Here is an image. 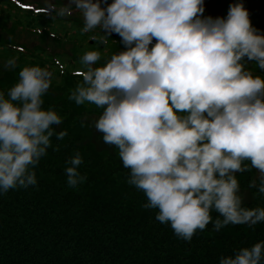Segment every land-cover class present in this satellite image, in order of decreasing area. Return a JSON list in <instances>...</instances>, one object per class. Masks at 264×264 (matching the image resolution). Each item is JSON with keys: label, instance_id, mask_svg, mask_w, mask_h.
<instances>
[{"label": "clouds", "instance_id": "1", "mask_svg": "<svg viewBox=\"0 0 264 264\" xmlns=\"http://www.w3.org/2000/svg\"><path fill=\"white\" fill-rule=\"evenodd\" d=\"M45 3L53 19L71 16L74 5L81 32L95 33L90 38L105 49L112 34L120 37L123 48L108 56L84 51L68 99L100 111L94 128L117 150L144 208L186 242L210 223L219 231L264 222V206H244L237 178L255 169L248 187L264 196V75L249 67L264 73V34L243 3L215 18L203 15L204 0ZM16 67L15 57L4 64ZM52 79L48 67L24 66L0 91V195L37 185L51 138L68 134L55 131L63 122L55 107H44ZM83 163L79 152L66 161L69 188L86 179ZM219 264H264V241L222 255Z\"/></svg>", "mask_w": 264, "mask_h": 264}, {"label": "trees", "instance_id": "2", "mask_svg": "<svg viewBox=\"0 0 264 264\" xmlns=\"http://www.w3.org/2000/svg\"><path fill=\"white\" fill-rule=\"evenodd\" d=\"M236 2L245 5L251 25L264 34V0H208L203 15L226 17L229 5ZM51 3L65 5L63 0ZM46 7L38 0H0V91L17 82L22 67H48L53 79L44 107L54 106L62 117L55 131L68 133L62 141L51 138L53 147L36 168L37 185L0 195V264H219L222 255L264 241L260 222L229 224L219 231L210 223L186 242L170 224L156 220V210L144 208L146 198L127 184L128 170L117 150L104 144L94 128L93 118L100 111L68 99L69 90L81 79L74 71L84 51L100 48L108 56L119 50L120 37L112 34L105 49L90 38L95 33L81 32L82 19L73 14L53 19L54 13L41 11ZM63 22L76 27L54 29ZM28 36H39L42 43L34 44ZM13 57L17 67L5 69ZM249 67L264 75L254 65ZM76 152L83 157L78 171L86 179L69 188L64 169ZM258 175L255 169L237 173L244 206H264V196L248 187ZM212 215L215 219L217 214Z\"/></svg>", "mask_w": 264, "mask_h": 264}, {"label": "rangeland", "instance_id": "3", "mask_svg": "<svg viewBox=\"0 0 264 264\" xmlns=\"http://www.w3.org/2000/svg\"><path fill=\"white\" fill-rule=\"evenodd\" d=\"M26 1H28V2H30V1H32V0H26ZM33 1H36V0H33ZM38 1H43V2H45V0H38ZM53 0H50V2H52ZM64 1V4H67L68 3V0H63ZM108 2L109 3H111V0H108ZM102 6H104V5H102ZM210 5L208 4V0H204V9H207L208 7H209ZM244 6V8L246 9V7H245V5H243ZM73 15H76L79 19H82V16L80 15V13H75L74 11H73ZM68 24H73V23H71V22H63L62 24H59L60 25V27L59 28H54V29H56L58 32H61L63 29H64V27L66 26V25H68ZM74 25V24H73ZM74 27H76L75 25H74ZM113 36H116V34H113ZM29 38H30V40H33V41H30V40H28V42L30 41V42H32V43H38L39 42V44L40 43H42V41H41V39H40V37L39 36H36V38H34V37H32V36H28ZM24 41H26V40H24ZM119 42H120V39H119ZM50 46V45H49ZM123 47H122V45L120 44V48L119 49H122ZM60 50H62V49H58V51H60ZM97 119V117H95V118H93V120L95 121Z\"/></svg>", "mask_w": 264, "mask_h": 264}, {"label": "snow or ice", "instance_id": "4", "mask_svg": "<svg viewBox=\"0 0 264 264\" xmlns=\"http://www.w3.org/2000/svg\"><path fill=\"white\" fill-rule=\"evenodd\" d=\"M42 11V10H41Z\"/></svg>", "mask_w": 264, "mask_h": 264}]
</instances>
